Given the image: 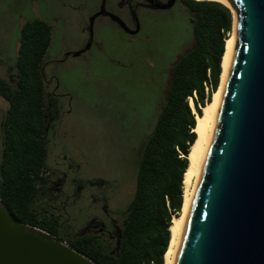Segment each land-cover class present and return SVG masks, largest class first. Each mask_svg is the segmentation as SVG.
<instances>
[{"label":"trees","instance_id":"obj_1","mask_svg":"<svg viewBox=\"0 0 264 264\" xmlns=\"http://www.w3.org/2000/svg\"><path fill=\"white\" fill-rule=\"evenodd\" d=\"M180 1L189 14L193 41L167 71L154 126L139 150L132 205L123 221L119 247L60 238L97 264H163L170 239L169 226L172 218L181 213L182 179L189 148L196 138L195 114L189 97L201 115L199 105L210 101L219 85L233 13L215 0ZM162 17L161 23L154 25V31L158 29L163 34L171 32L162 25L166 19L177 17L186 21L178 12ZM18 39L19 84H11L0 76V97L8 104L2 130L4 148L0 152V200L14 220L59 238L56 231L34 220L28 203L47 167L46 147L39 139L45 99L40 69L50 44V26L40 19H28L21 25ZM156 44L151 42V50L154 49L156 60L161 61L163 53ZM205 83L209 84L207 93Z\"/></svg>","mask_w":264,"mask_h":264},{"label":"water","instance_id":"obj_2","mask_svg":"<svg viewBox=\"0 0 264 264\" xmlns=\"http://www.w3.org/2000/svg\"><path fill=\"white\" fill-rule=\"evenodd\" d=\"M220 1L233 11V45L169 264H264V0ZM0 264L97 263L0 203Z\"/></svg>","mask_w":264,"mask_h":264},{"label":"rangeland","instance_id":"obj_3","mask_svg":"<svg viewBox=\"0 0 264 264\" xmlns=\"http://www.w3.org/2000/svg\"><path fill=\"white\" fill-rule=\"evenodd\" d=\"M84 2L0 0L1 57L8 61L14 59L19 30L26 20L36 18L49 24L51 39L45 56L53 61L47 69L59 76L61 90H68L73 96L72 112L60 119V129L65 134L59 138L58 145L80 166L81 176L116 178L132 198L136 172L133 149L140 135L146 130L148 135L154 126L168 69L192 45L189 14L178 2L186 21L171 17L162 22L171 29L170 35L158 33V29L154 31V25L164 19L158 16L161 18L149 24L151 29L147 31L151 35L145 38V50L138 51L137 57L131 54L128 43L123 50L116 36H112L115 40L104 47L110 50L107 51L110 62L101 61L94 52V56H68L59 61L66 52L82 48L86 39L81 28L98 0ZM233 23L230 35L233 34ZM104 27L113 26L104 18H98L93 35L97 45L93 49H102L99 42ZM138 40L133 41L134 47L139 44ZM151 42L159 45V51L163 53L161 61L156 60ZM4 72L1 68L0 76L4 77ZM6 108L7 102L0 97V112Z\"/></svg>","mask_w":264,"mask_h":264},{"label":"flooded vegetation","instance_id":"obj_4","mask_svg":"<svg viewBox=\"0 0 264 264\" xmlns=\"http://www.w3.org/2000/svg\"><path fill=\"white\" fill-rule=\"evenodd\" d=\"M166 1L98 0L96 7L88 15L81 28L82 33L86 35L82 48L79 49L81 53L74 55L73 52L75 51L66 52L59 61H63L68 56L80 57L84 54L94 56L95 53V56L101 61L110 62L111 58H108L107 53L110 50L104 49V47L111 45L112 41L115 40L112 36H116L121 45L120 48L123 50L127 48L124 47L125 43H128L131 54L137 57L138 51L145 50L143 44L145 38L151 35L150 31H147L151 29L149 24L155 22V19L159 18L158 16L162 17L163 14L181 13L178 6L180 0H176L171 8H160L159 5ZM86 2L87 0L84 4ZM101 9L102 13L97 15L92 24L89 25L90 17ZM109 14L118 16L123 21L124 26H120ZM98 18H104L112 23L113 27L103 28V35H101L99 42L100 45L102 44V49H93L97 45V42L94 44L93 35L95 22ZM135 30L136 32H134ZM135 39H139V44H136V47L133 43L136 41ZM18 48L19 39L16 54H14L12 61L2 58L0 51V67L5 69L3 78L16 86L19 84L20 75L17 64ZM52 61L48 56H45L40 69L45 99L42 113V134L39 139L43 141L46 147L45 162L47 167L43 170V180L36 186V192L28 201L30 209L34 220L56 231L59 239L91 240L104 247L118 248L123 221L131 208L134 192L130 198L124 185L116 178L81 176L79 174L80 166L66 154L61 145H58L59 138L65 134L60 129V119L72 112L73 96L70 91L61 90L62 84L59 76L47 69ZM5 111L0 112V152L4 148L2 130ZM145 132L140 135L137 145L133 149L135 167L139 162V150H141L143 140L147 136V130ZM0 203L6 207L5 202L0 200Z\"/></svg>","mask_w":264,"mask_h":264},{"label":"bare ground","instance_id":"obj_5","mask_svg":"<svg viewBox=\"0 0 264 264\" xmlns=\"http://www.w3.org/2000/svg\"><path fill=\"white\" fill-rule=\"evenodd\" d=\"M219 1V0H217ZM222 2V1H220ZM224 3V2H222ZM226 4V3H225ZM233 13V11H232ZM234 24V23H233ZM233 45V34L229 35V37L225 40V51L221 60V73H220V81L216 91L213 92L211 100L208 101L205 105L201 106L202 113L201 115L197 114L195 111V126L193 131L196 133L195 141L189 148V152L187 154L188 165L183 174L182 184H183V201L181 207V213L179 216H174L172 218V222L169 226L170 231V239L166 252L163 257V264H169L172 251L175 246V243L178 239L179 231L181 228V224L184 218V214L189 202V198L191 192L194 187V183L196 180L198 168L202 159V155L210 138L214 113L216 111L222 84L226 75V71L229 64L230 53ZM190 106L193 107V103L189 102Z\"/></svg>","mask_w":264,"mask_h":264},{"label":"built area","instance_id":"obj_6","mask_svg":"<svg viewBox=\"0 0 264 264\" xmlns=\"http://www.w3.org/2000/svg\"><path fill=\"white\" fill-rule=\"evenodd\" d=\"M205 85V91H206V93H207V91H208V85L205 83L204 84ZM193 96L195 97L196 96V94H195V92H193ZM189 102H192V98L191 97H189ZM199 106H201V105H199ZM191 107V106H190ZM191 109H192V111H193V113L196 111L195 110V108H194V106L193 107H191ZM195 110V111H194Z\"/></svg>","mask_w":264,"mask_h":264}]
</instances>
